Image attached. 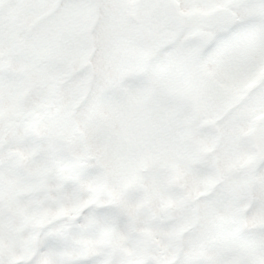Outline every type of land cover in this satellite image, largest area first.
Returning a JSON list of instances; mask_svg holds the SVG:
<instances>
[{
    "label": "snow or ice",
    "instance_id": "1",
    "mask_svg": "<svg viewBox=\"0 0 264 264\" xmlns=\"http://www.w3.org/2000/svg\"><path fill=\"white\" fill-rule=\"evenodd\" d=\"M0 264H264V0H0Z\"/></svg>",
    "mask_w": 264,
    "mask_h": 264
}]
</instances>
